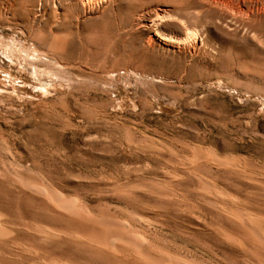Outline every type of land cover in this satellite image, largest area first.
Masks as SVG:
<instances>
[{"label":"rangeland","instance_id":"rangeland-1","mask_svg":"<svg viewBox=\"0 0 264 264\" xmlns=\"http://www.w3.org/2000/svg\"><path fill=\"white\" fill-rule=\"evenodd\" d=\"M83 1L0 0V164L79 197L98 214L130 219L125 207H134L149 225L138 229L150 228L168 253L264 264V249L199 202L196 178L237 195L234 201L261 214L264 224V0H217L230 13L251 11L252 32L240 21L204 27L217 11L200 0H107L94 12ZM163 6L168 11L156 17ZM155 33V49H147ZM129 128L158 145L131 149ZM193 146L234 156V165L207 160L186 168ZM135 173L166 180L181 173L173 187L183 198L109 187L126 177L149 185ZM2 183L0 214L10 232L0 238V264H31L16 248L21 243L70 264H108L66 236L40 243L35 223L76 222L44 196Z\"/></svg>","mask_w":264,"mask_h":264},{"label":"bare ground","instance_id":"bare-ground-1","mask_svg":"<svg viewBox=\"0 0 264 264\" xmlns=\"http://www.w3.org/2000/svg\"><path fill=\"white\" fill-rule=\"evenodd\" d=\"M106 2H107V0H101L98 4H96V3L93 4L92 1H90V0H84L83 6L86 8L87 12H94V11H97L100 7L104 6V4ZM198 2H199V0H198ZM200 2L202 4V7L205 8V10L217 11V15H215V16L212 15V16L208 17L206 22H204V25H203L204 27H207L209 23H213V22H217V23L224 25V24H228L229 22H232V21H240L242 24L247 26L251 32L254 31V28H252V26L250 24V23L253 24V21H254L253 14L251 11L242 12L240 15H237V14H234L233 12L230 13L217 0H200ZM167 8H168L167 6H163V7L158 8L159 11H157L155 13V16L160 17V15H161L160 12L168 11ZM156 19H158V18H156ZM183 27L188 29L189 24L187 22H185V23H183ZM155 35H156V33L150 34L148 36V39L145 41L146 42L145 46L147 49H149V48L155 49V45H156ZM180 49H181V47H180ZM127 136H128L127 137V142H128L127 144H129V146L132 147L131 149H134L133 146L137 147L136 145H139L142 147H152V149H153V147L155 148V146L158 145V144H156V145L153 144L151 141L147 140L146 138H139L138 134L133 129H130V128L127 130ZM165 148H167V147H165ZM155 150H157V149H154V151ZM167 150H165V151H167ZM190 152H191V150H190ZM191 153H192L191 157H189L187 162H185V164H184L186 166V168H190L191 166H193L194 164H197V163H200V164L204 163L207 160H209V162H210V160H212L213 164L216 163L217 166L222 165L224 167V166L228 165L227 167L231 168V166H229V165L230 164L234 165V162H235L234 159H236L234 156H231L228 154H222V153L216 151L215 149L203 148L200 146H193ZM185 158H188V154ZM181 160L183 161V159H181ZM179 161H180V159H179ZM182 161H180V162H182ZM177 162H176V164H177ZM182 163H184V162H182ZM177 165L179 166V164H177ZM19 166L21 168L20 164H19ZM180 166H182V164ZM195 166L196 165H194V167ZM194 167H192V168H194ZM181 168L182 167H180V169ZM183 168H185V167H183ZM177 171L179 172V169ZM242 171L245 172L244 170H242ZM130 172H131V170H130ZM143 172H145V171H143ZM135 175H136V177H143V179L149 180L150 181L149 185H148V182L143 183V181L142 182L140 181L141 184L140 183H134V182L131 183L129 177H126L122 181H115V180H114L115 182L111 181L112 183L109 184V187L114 189L115 192L117 190H122V191L124 190L125 193H128L126 191H131V190L132 191H134V190H140L141 191L142 190V191H145V193H147V194L149 192L150 196L151 195L153 196L155 194V197H157L160 200H171V199H174L176 197H180V199L179 198H177V199L181 200V198H183V193H181L180 190H177L176 186H175L176 188L173 187V185H175V184H173V182H175L176 180L178 181L180 178H182L181 173L172 174L173 175L172 177L167 178L169 180L162 179L163 177L162 178L161 177L160 178L148 177V175H146L147 177L144 178L143 175L136 174V173H135ZM156 177H158V176H156ZM196 178H199L198 182L202 181V185L200 186V188L198 187V191L200 190V192H201V196L199 195V197H200L199 202L202 201L203 203H205L209 207L208 209L212 210V212H210V213H212V214L216 213L217 215L222 216L223 218L228 220L230 223L240 227V229L243 230V233H242L243 238L245 236H247L248 239L247 238H245V239H247V240L250 239L254 244H256L257 246L264 249V224L261 223V216H260L261 214L259 215V213L257 214L256 212L251 211L250 208L248 209L245 206H241L242 204L238 205L239 203L237 204V201H238L237 199H239V198L236 197L237 195H233L234 193L231 195L230 191H228L227 189L222 187V185L220 186V184H218L214 180L212 181L211 179H206L202 175H199ZM0 181L3 182L1 186H3V184L5 182L6 183L9 182L11 184H15L16 186L21 187L20 189L24 188L23 189L24 191L26 188L31 193L33 192V193H36V195L38 194V195L44 196L46 198L44 200L50 202L53 205L52 206L53 208L55 207L58 210H61L62 213L67 214L69 219L71 217V219L75 220V221L73 220V223L76 222L75 224H73V225L69 224V226H64L61 228L48 227L49 225L46 227V226H42V225H36V223H35V225L32 226L31 230L38 236V241L42 244L47 245L55 237H56V239H57V237L59 239V236H64V237L66 236V238L67 237L71 238V240L75 239L79 242L80 241L83 242L86 245V247L88 248V250H90L95 255H98L99 258L101 257L102 259L106 260L108 264H210L212 262V261L210 263L205 262V261H203L204 259L201 260V258H200V260H199V259H196L192 256L191 257H185V256L181 257V256L177 255V253L171 254V253H168L166 251L161 250L160 249L161 247L159 248L157 245L158 242L155 240L156 238L155 239L153 238V240H152V238L150 237V236H154V234L153 235L148 234L149 231H152L150 228H149L150 230L148 228L147 229L144 228V231H140L141 229L140 230L138 229V226L143 227L144 226L143 224L146 223L147 221L143 222V219L146 217L141 215L140 213H138L136 210L132 209L134 207H132L131 209L129 207H125V209L128 211L130 219L121 220L117 217H114V215L112 216V215H104V214H100V213L98 214L95 211H93L91 208H89L85 203H83L79 197L70 196L69 194L66 195L64 192L59 191L58 189H56V187H53L52 185H50L48 183L45 184L44 182H39L38 180H36L32 177H29L28 175H25L24 173H22L18 170H13L10 167V165H8V162H5V160H2V162L0 164ZM136 182H138V179ZM179 183H180V181H179ZM152 186H153V188H152ZM140 196H142V195H140ZM152 196H151V198H152ZM233 196H235V200H237V201H234ZM145 197L147 198V196H145ZM196 197H198V195ZM199 197H198V199H199ZM151 198H150V200H151ZM117 199H119V198H117ZM41 200H43V198ZM185 200H186V198H185ZM43 202H45V201H43ZM124 206H126V205H124ZM195 206L197 208V207H200L201 204H199V205L197 204ZM144 208H146V207H144ZM208 209H207V211H210ZM150 211H152V210H150ZM198 211H200V210H198ZM149 213H152V212H149ZM153 219H152V222L154 221ZM188 220H190V219H188ZM71 222H72V220H71ZM149 222H150V220H149ZM158 223H160V222H158ZM14 224L15 223H13V225ZM28 224H30V223H28ZM198 224H199V222H198ZM205 224H207V223H205ZM6 225H7V223H6ZM6 225H5V221L2 217V215L0 214V238L1 237L4 238V236H6L10 232V230L7 229ZM146 225H148V223H146ZM238 227H235V228H237L239 230ZM199 228H201V227H199ZM232 228L231 229L225 228L224 231H222L224 233L223 235H225L226 239L231 238L230 240H232V238L234 237L235 234L232 233V231H231ZM198 233H199V231H198ZM244 234H245V236H244ZM0 241H3V239H1ZM73 242H74V244H77V243H75V241H73ZM6 243H7V241H6ZM12 245H10V246L13 248L14 246H12ZM16 245H17V247H16L17 250L22 251V252H26L28 254L27 256H29V258H30L29 262L31 264H70V262H68L69 260L67 261V260L60 259L59 257L53 256L52 254H47V253L46 254H37L41 250L36 253L34 251V249L27 247L26 245L24 246L22 243L16 244ZM226 245H228V244H226ZM21 255H22V253H21ZM213 264H214V262H213ZM215 264H219V263H215Z\"/></svg>","mask_w":264,"mask_h":264}]
</instances>
